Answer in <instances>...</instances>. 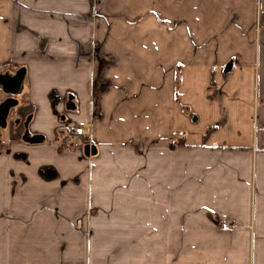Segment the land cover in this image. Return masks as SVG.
<instances>
[{
    "label": "crops",
    "instance_id": "1",
    "mask_svg": "<svg viewBox=\"0 0 264 264\" xmlns=\"http://www.w3.org/2000/svg\"><path fill=\"white\" fill-rule=\"evenodd\" d=\"M20 72L0 264H264V0H0Z\"/></svg>",
    "mask_w": 264,
    "mask_h": 264
},
{
    "label": "water",
    "instance_id": "2",
    "mask_svg": "<svg viewBox=\"0 0 264 264\" xmlns=\"http://www.w3.org/2000/svg\"><path fill=\"white\" fill-rule=\"evenodd\" d=\"M24 79V72H20L17 75L10 77L7 75H0V83L3 86L5 90H9L12 92H18L21 83ZM73 96L69 97V103L67 105V108L69 109H75V103L73 102ZM15 103V100L10 98L8 99L3 105L0 107V124L5 125L6 118L9 113V109L13 104ZM41 137H34L31 139L32 142H39L41 141ZM84 153L86 156L96 155L98 153V149L96 145L87 143L84 146Z\"/></svg>",
    "mask_w": 264,
    "mask_h": 264
},
{
    "label": "built area",
    "instance_id": "3",
    "mask_svg": "<svg viewBox=\"0 0 264 264\" xmlns=\"http://www.w3.org/2000/svg\"><path fill=\"white\" fill-rule=\"evenodd\" d=\"M72 133L74 135H76L77 137H81V136H85L86 133H85V127L84 125H77L75 127L72 128Z\"/></svg>",
    "mask_w": 264,
    "mask_h": 264
},
{
    "label": "flooded vegetation",
    "instance_id": "4",
    "mask_svg": "<svg viewBox=\"0 0 264 264\" xmlns=\"http://www.w3.org/2000/svg\"><path fill=\"white\" fill-rule=\"evenodd\" d=\"M69 97L70 96H64L63 98H62V100L68 105V103H69ZM66 109H69V108H66Z\"/></svg>",
    "mask_w": 264,
    "mask_h": 264
},
{
    "label": "rangeland",
    "instance_id": "5",
    "mask_svg": "<svg viewBox=\"0 0 264 264\" xmlns=\"http://www.w3.org/2000/svg\"><path fill=\"white\" fill-rule=\"evenodd\" d=\"M66 110H67L66 113H68V110H70V109H66ZM81 149H82V151L84 153V147H82Z\"/></svg>",
    "mask_w": 264,
    "mask_h": 264
}]
</instances>
